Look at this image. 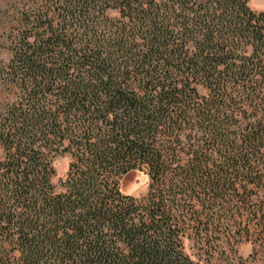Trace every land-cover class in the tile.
<instances>
[{
	"label": "trees",
	"instance_id": "trees-1",
	"mask_svg": "<svg viewBox=\"0 0 264 264\" xmlns=\"http://www.w3.org/2000/svg\"><path fill=\"white\" fill-rule=\"evenodd\" d=\"M0 30V264H230L243 241L264 249V9L0 0ZM132 170L142 195L121 189Z\"/></svg>",
	"mask_w": 264,
	"mask_h": 264
},
{
	"label": "rangeland",
	"instance_id": "rangeland-1",
	"mask_svg": "<svg viewBox=\"0 0 264 264\" xmlns=\"http://www.w3.org/2000/svg\"><path fill=\"white\" fill-rule=\"evenodd\" d=\"M248 4L255 10L264 9V0H248ZM0 57L7 58L6 49L2 46H0ZM69 160V153L59 152L55 155L53 159L55 168L54 182L58 183V180L65 175ZM147 184L148 179L146 174L138 170L129 171L121 179V189L133 195L144 194L147 190ZM188 251L193 252V248L188 247ZM238 255L241 258L236 257L230 264H264V249L259 247L255 249L251 241H243L238 245ZM200 264H221V262L216 259L209 261L200 260Z\"/></svg>",
	"mask_w": 264,
	"mask_h": 264
}]
</instances>
